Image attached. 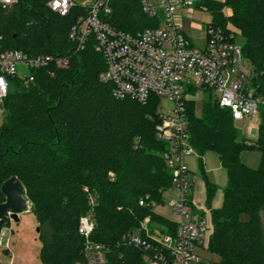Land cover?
Segmentation results:
<instances>
[{
  "label": "trees",
  "instance_id": "16d2710c",
  "mask_svg": "<svg viewBox=\"0 0 264 264\" xmlns=\"http://www.w3.org/2000/svg\"><path fill=\"white\" fill-rule=\"evenodd\" d=\"M47 2L16 0L0 7L2 48L68 59L65 67L53 62L32 69L30 81L7 77L1 105L0 187L11 177L23 186L38 221L43 263L88 264L77 225L80 216L89 215L94 224L91 240L102 246L105 264H147L146 251L126 239L138 235L153 247L151 235L176 228L153 208L171 186V171L161 157L166 145L156 136L160 100L115 98L112 86L99 80L105 63L93 40L77 52L68 40L83 10L72 8L61 16ZM195 6L205 8L209 24L231 41L236 34L242 37L253 85L263 92L264 0H197ZM107 22L129 33L157 23L142 13L138 0H112ZM184 105L189 142L200 166L206 153H214L227 178L221 206L215 209L210 207L215 185H205L211 223L207 250L218 258L209 263L264 264V107L252 142L239 137L229 111L210 95L200 116L194 114L191 99ZM245 149L259 152L256 168L240 161ZM140 199L145 200L142 206Z\"/></svg>",
  "mask_w": 264,
  "mask_h": 264
},
{
  "label": "built area",
  "instance_id": "2783aa9c",
  "mask_svg": "<svg viewBox=\"0 0 264 264\" xmlns=\"http://www.w3.org/2000/svg\"><path fill=\"white\" fill-rule=\"evenodd\" d=\"M111 1L91 0L82 4L77 0H48L46 5L61 16L72 8L83 10L70 27L68 40L75 52L93 40L94 50L102 55L105 63L99 80L112 86L115 98L140 103L151 96L160 100L156 136L166 145L161 157L171 171L169 188L175 195L169 206L178 220L175 232L150 236L153 247L138 235H130L126 243L143 248L147 264H200L197 252L206 249L211 223L210 217L199 212L190 198L191 183L183 164L184 158L194 153L185 118L186 91H209L218 106L229 111L234 122L249 117L256 129L259 110L264 107V91H258L253 85L251 66L231 36L208 23L204 28L205 44L199 48L180 28L175 9L191 11L197 0H138L142 13L157 23L134 33L119 30L107 22ZM15 2L0 0V7ZM1 40L0 36V115L9 87L7 77L18 76V65L28 69L21 78L30 81L32 69L46 68L53 62L58 67L68 64L66 56L29 55L18 49L2 48ZM262 76L264 79V71ZM144 204L145 200L140 199L139 205ZM147 224L146 218L141 223L142 231H146ZM93 229L90 216H80L77 231L83 238L87 263L105 264L102 246L91 240Z\"/></svg>",
  "mask_w": 264,
  "mask_h": 264
},
{
  "label": "rangeland",
  "instance_id": "374dc122",
  "mask_svg": "<svg viewBox=\"0 0 264 264\" xmlns=\"http://www.w3.org/2000/svg\"><path fill=\"white\" fill-rule=\"evenodd\" d=\"M77 1L82 4H87L91 0ZM228 10V8H224L223 11L225 14H228ZM175 14L177 15L180 28L192 38L196 47L202 48L205 44L204 37L202 38L203 31L206 24L211 21L210 13L201 6H195L191 11L186 8H177L175 9ZM242 42V37L236 34L234 43L241 45ZM27 73L28 69L26 67L23 65L17 66L18 77L21 78ZM194 92L188 89L185 97L194 102V114L200 116L202 104L204 100L208 99L209 91L198 90ZM1 120L2 114L0 115V123ZM239 123L241 125H239ZM235 124L238 128L240 138L250 139V141L254 142L256 129L252 125V120L249 117L244 118L242 121L235 122ZM208 154L210 155L208 156ZM259 160L260 154L256 150L245 149L240 153V161L250 168H256L259 164ZM183 164L187 170V179L193 181V202L198 210L203 211L204 214L209 217V210L205 203L206 193L204 187L207 181L215 183L217 188L221 187L222 184L225 183V179H227L225 177V172L221 169L214 153L205 154L201 161L202 167L200 166L195 152L189 158L185 157ZM189 193L191 195L193 194L192 187L189 188ZM174 195V191H172L171 188L165 189L162 192L160 201L154 203L153 208L156 213L175 222L178 220V217L169 206ZM216 198V194L214 193L210 201V207H212ZM29 207L30 203L28 202V208ZM260 224L264 233V210L260 213ZM207 228H209L208 222ZM2 230L0 235V264H45L40 258L42 242L39 239L38 221L30 210L27 209L19 213L17 221L9 220L8 224L5 225ZM209 231L211 233V229ZM209 235L205 243L206 249L197 252L200 257V264L216 262L218 260L217 256L211 254L207 250Z\"/></svg>",
  "mask_w": 264,
  "mask_h": 264
},
{
  "label": "water",
  "instance_id": "95a60500",
  "mask_svg": "<svg viewBox=\"0 0 264 264\" xmlns=\"http://www.w3.org/2000/svg\"><path fill=\"white\" fill-rule=\"evenodd\" d=\"M4 201L0 203V235L2 229L9 220H18V214L28 209V200L25 196L23 186L15 178L11 177L0 187Z\"/></svg>",
  "mask_w": 264,
  "mask_h": 264
},
{
  "label": "crops",
  "instance_id": "0c3cea01",
  "mask_svg": "<svg viewBox=\"0 0 264 264\" xmlns=\"http://www.w3.org/2000/svg\"><path fill=\"white\" fill-rule=\"evenodd\" d=\"M228 13H229V10H228ZM185 32V31H184ZM186 33V32H185ZM187 34V33H186ZM187 36H189L188 34H187ZM204 37V31H203V36H202V38ZM189 38L192 40V38L189 36ZM193 42V41H192ZM204 42H205V37H204ZM241 125V124H240ZM256 129V128H255ZM255 138H256V131H255ZM248 140H250V139H248ZM208 153H210V152H208ZM207 154V153H206ZM210 154H208V156H209ZM191 156V155H190ZM190 156H187V158H189ZM197 156V155H196ZM205 156V155H204ZM204 156L202 157V159L204 158ZM207 157V156H206ZM205 157V158H206ZM217 157V156H216ZM197 159H198V157H197ZM217 159H218V157H217ZM218 163H219V165H220V167H221V169H223L224 170V168L221 166V164H220V161H219V159H218ZM224 172H225V170H224ZM225 177H226V172H225ZM191 181V180H190ZM212 182H214V181H212ZM211 183V182H210ZM212 184H214L215 185V188H216V190H215V194H216V199L214 200V202H213V205H212V207L211 208H218V207H220L221 206V203H222V190H223V188H224V186L226 185V179H225V183H223L222 184V186L221 187H218L217 188V185L215 184V183H212ZM191 187H192V195L190 194V198L192 199V201H193V197H194V189H193V181H191ZM204 191H205V187H204ZM206 193V192H205ZM194 203V202H193ZM194 205H195V203H194ZM195 207H196V205H195ZM197 208V207H196ZM28 210H30V207L28 208ZM199 212H201L202 214H204V212L203 211H200V210H198ZM3 231V230H2Z\"/></svg>",
  "mask_w": 264,
  "mask_h": 264
}]
</instances>
